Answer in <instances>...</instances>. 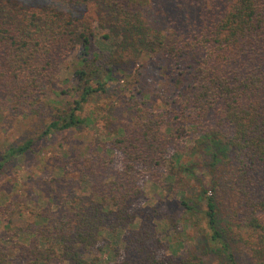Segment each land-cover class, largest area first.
<instances>
[{"label": "trees", "instance_id": "1", "mask_svg": "<svg viewBox=\"0 0 264 264\" xmlns=\"http://www.w3.org/2000/svg\"><path fill=\"white\" fill-rule=\"evenodd\" d=\"M55 1L0 0V106L18 110L38 100L76 45L80 47L71 75L79 83V97L66 111H59L64 115L48 123L40 138L85 125L88 120L78 115L83 106L115 82L112 64L103 66L86 20L69 9L64 11L67 16L59 14V6L66 5ZM111 1L119 50L143 52L156 45L157 32L138 20L135 5L129 0ZM96 3L80 0L77 8L84 4L92 14ZM174 40L164 45L171 63L189 56L195 59L173 82L175 88L187 83L183 112L166 122L135 102L130 122L113 130L106 145L92 156L97 170L105 172L113 164L112 156L119 155L121 169L93 190L68 199V216L53 223L43 217L22 229L27 231L23 242L11 239L10 245L0 244V264H200L198 257L177 255L175 249L164 253L157 227L148 216L131 212L144 177L158 182L160 171L182 154L183 142L190 139L187 126L199 135L212 166L225 161L239 203L231 215L236 227L230 234L246 249L249 264H264V0H214ZM111 50L107 56L116 53ZM33 143L31 139L7 148L0 171ZM221 182L219 175L212 176L210 189L202 195L208 229L204 238L214 253L240 264L218 225L216 193ZM181 206L193 211L184 200ZM138 215L144 218L139 224ZM99 238L105 256L92 254Z\"/></svg>", "mask_w": 264, "mask_h": 264}, {"label": "rangeland", "instance_id": "2", "mask_svg": "<svg viewBox=\"0 0 264 264\" xmlns=\"http://www.w3.org/2000/svg\"><path fill=\"white\" fill-rule=\"evenodd\" d=\"M213 1L129 0L139 10L138 20L158 34L156 45L143 52L119 50L121 41L114 25L118 22L111 16L112 9H116L111 0H97L92 14H87L89 8L84 4L77 8L80 0L55 1L58 5H66L59 6V14L65 15L64 11L69 9L81 14L79 18L83 22L86 20L84 25L95 36L93 44L105 61L103 66L112 64L115 82L108 83L104 93L89 98L83 106L78 115L88 120L85 125L40 138L48 123L64 115L59 111H66L73 99L79 97V83L71 79L77 68L76 54L80 48L76 45L77 50L68 56L56 80L38 100L26 103L18 110L0 106V161L7 148L34 139L28 152L14 158L0 171V244L10 245L11 239L23 242L27 231L22 229L43 217L53 223L68 216L71 212L68 199L82 191L93 190L99 183L108 181L113 171L121 169L119 155L112 156L113 164L105 172L97 170L92 156L106 145L113 130L130 122L135 102L166 122L183 112L182 106L188 102L187 83L175 88L173 82L180 72L185 73L187 66L194 64L195 59L189 56L173 64L165 55L164 45L173 42L179 31L197 21V16ZM187 21L188 25H184ZM20 24L16 22V26ZM111 49L116 53L107 56ZM187 130H190V139L183 142L182 154L170 168L160 171L158 182L144 177L140 183L141 196L131 207V212L148 216L157 227L164 253L170 254L169 251L175 249L177 255L198 257L200 264H230L226 257L214 253L215 248L209 247L204 238L208 229L202 214L205 205L202 195L204 189H210L211 177L219 175L222 182L216 193L218 225L224 231V239L236 252L239 263L249 264L246 249L230 234V228L236 227L231 215L239 205L230 171L223 160L212 166L204 144L198 141L199 135L188 126ZM182 200L188 202L193 211L185 210L181 206ZM143 219L138 215L135 223L139 224ZM103 246L104 242L99 238L92 254L105 256Z\"/></svg>", "mask_w": 264, "mask_h": 264}]
</instances>
